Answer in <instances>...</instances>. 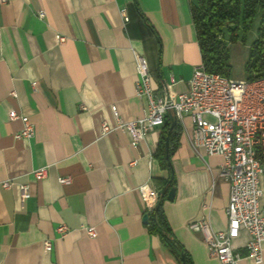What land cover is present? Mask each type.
I'll return each instance as SVG.
<instances>
[{"label": "crops", "instance_id": "obj_1", "mask_svg": "<svg viewBox=\"0 0 264 264\" xmlns=\"http://www.w3.org/2000/svg\"><path fill=\"white\" fill-rule=\"evenodd\" d=\"M196 2H0V264H221L189 226L204 219L213 231L226 230L230 186L221 176L224 158L194 147L191 120L178 123L166 159L159 150L163 128L137 147L128 132L102 135L104 123L116 126L113 106L126 123L144 115L137 56L146 59L157 94L173 79L175 93L188 91L203 64ZM11 111L35 125L32 139H16L23 124L10 120ZM45 167L47 178L36 180L34 172ZM67 177L72 182L62 185ZM5 181L29 186L24 207ZM172 182L175 199L168 201V190L161 204L168 242L151 230L153 214L139 187L149 184L161 196ZM250 239L243 231L233 243L240 264H255Z\"/></svg>", "mask_w": 264, "mask_h": 264}, {"label": "built area", "instance_id": "obj_2", "mask_svg": "<svg viewBox=\"0 0 264 264\" xmlns=\"http://www.w3.org/2000/svg\"><path fill=\"white\" fill-rule=\"evenodd\" d=\"M7 3L8 0H0ZM38 16L45 18V12ZM127 20V18H126ZM66 38L61 37L60 42ZM139 79L136 94L147 99V107L142 118L124 122L113 106L116 126L108 123L102 126V135L114 130L128 132L134 147L156 129H162L167 118L174 117L177 123L189 118L192 123V143L195 148H203L209 156H221L224 164L221 176L230 186V200L227 207L228 228L213 231L209 223L202 219L190 224L194 233L202 234L212 257L221 264H240L241 257L235 253L233 243L243 231L250 235L247 244L249 256L255 264L263 263L264 205L261 200L264 191L261 179L264 175V76L253 81H235L221 74L209 73L204 64L196 67L189 81L188 91L175 93L176 81L165 85L160 94L156 93L153 78L146 59L137 56ZM11 121L21 120L22 130L16 139H32L35 125L28 117L16 111L9 113ZM48 168L34 172L36 180H44ZM72 182L71 177L61 178L62 185ZM4 189L18 190V200L24 207L30 198L28 185H16L11 181L3 183ZM140 195L146 204L147 213L153 214L159 204V191L149 184L139 187ZM88 235L95 239V228H87ZM58 232L64 236L68 228L62 225ZM52 241H44V250L51 251Z\"/></svg>", "mask_w": 264, "mask_h": 264}, {"label": "trees", "instance_id": "obj_3", "mask_svg": "<svg viewBox=\"0 0 264 264\" xmlns=\"http://www.w3.org/2000/svg\"><path fill=\"white\" fill-rule=\"evenodd\" d=\"M192 17L197 33L198 43L202 53V60L209 73L221 74L230 78L232 65L230 62L229 45L222 39L224 33L229 34V42L239 39L242 31L243 40L251 31L258 11L261 12L259 32L261 38L254 42L250 50L246 70L249 80L264 76V0H197L192 4ZM172 120L167 118L163 127L160 142V155L166 159V138L171 130ZM178 127V125H177ZM170 135V146L174 138V131ZM171 150V149H170ZM174 182L167 186V191L173 188ZM159 202L152 216L151 230L160 233L168 240V226L161 212ZM169 242V240H168Z\"/></svg>", "mask_w": 264, "mask_h": 264}, {"label": "rangeland", "instance_id": "obj_4", "mask_svg": "<svg viewBox=\"0 0 264 264\" xmlns=\"http://www.w3.org/2000/svg\"><path fill=\"white\" fill-rule=\"evenodd\" d=\"M261 25V12L258 11L256 18L250 32L245 36L243 40L242 31L239 32V39L234 43L229 42V34L224 33L222 39L229 45L230 62L232 65V71L230 78L235 81H247L249 80V74L246 70V65L249 60L250 50L254 42L261 38L259 28ZM253 81V80H250Z\"/></svg>", "mask_w": 264, "mask_h": 264}, {"label": "water", "instance_id": "obj_5", "mask_svg": "<svg viewBox=\"0 0 264 264\" xmlns=\"http://www.w3.org/2000/svg\"><path fill=\"white\" fill-rule=\"evenodd\" d=\"M171 120H172V126H171V130L166 138V153H167V157L169 158V150H170V135L172 133V131L177 127L178 123H177V120L176 118L172 117L171 116ZM167 192V188L164 189V191L162 192L161 196H160V201H162L165 197V194ZM175 196H176V189L175 187H173L170 192L168 193V196H167V199L168 201H174L175 199ZM149 215L146 214L144 216V223L148 224L149 223Z\"/></svg>", "mask_w": 264, "mask_h": 264}]
</instances>
